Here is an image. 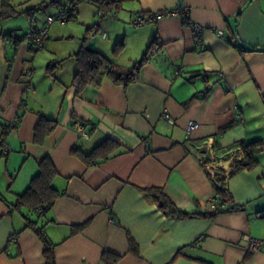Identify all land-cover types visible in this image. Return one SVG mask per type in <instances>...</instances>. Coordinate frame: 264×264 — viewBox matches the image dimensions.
I'll use <instances>...</instances> for the list:
<instances>
[{"label": "crops", "instance_id": "1", "mask_svg": "<svg viewBox=\"0 0 264 264\" xmlns=\"http://www.w3.org/2000/svg\"><path fill=\"white\" fill-rule=\"evenodd\" d=\"M180 1L198 31L179 16L132 22L137 14ZM11 3L18 11L35 8L28 0ZM118 3L100 17L90 3L97 22L83 16L82 25L101 30L92 46L122 67L139 59L154 37L158 49L138 81L122 86L104 77L99 87L87 86L79 95L71 84L76 67L70 56L81 43L62 49L68 34L50 30L46 49L30 50L4 36L37 26L30 17L22 13L0 23V131L19 118L5 134L3 153L0 145V264H45L42 242L25 227L24 214L44 226L55 264H264V217L257 216L264 211V52L240 53L236 47L241 41L264 48V0ZM80 13L75 8L72 20ZM117 41L123 46L114 54ZM40 115L56 126L38 144L33 130ZM190 120L199 127L187 133ZM106 138L120 145L119 153L96 165L88 167L70 153L74 145L88 152ZM205 139L218 157L258 141L256 164L224 180L223 210L210 175L187 143ZM44 157L56 171L58 197L39 215L12 207ZM148 188H160L195 216H166ZM245 236L262 240L257 253L246 250Z\"/></svg>", "mask_w": 264, "mask_h": 264}, {"label": "trees", "instance_id": "2", "mask_svg": "<svg viewBox=\"0 0 264 264\" xmlns=\"http://www.w3.org/2000/svg\"><path fill=\"white\" fill-rule=\"evenodd\" d=\"M79 0H66L65 3L61 5H69V20H72L75 15L76 3ZM93 3L101 12L104 9H111L112 7H117L119 0H86ZM56 3V0L53 2ZM37 8H28L23 11H18L16 5L11 3V0H1L0 2V23L5 19L10 17L20 15L25 13L30 19H33L34 12ZM32 23V21L30 22ZM96 26V25H95ZM92 26L86 28L87 36L83 38L79 48L70 56L75 64L76 70L72 79V86L75 88L76 94L79 95L80 92L87 86H92L94 88L99 87L102 79L104 77L109 78L114 84L127 86L139 80V73L143 65L148 63L156 50L158 49L159 41L157 37H154L146 46V49L142 53L139 59L134 61L131 65L127 67H122L114 62V60L100 52L96 48L87 44V38L89 39V34L92 29L97 28V26ZM32 27V26H31ZM13 33L20 32H10L4 36L9 39V36ZM17 43V40H12ZM123 46V41H117L114 45V54L118 51L120 47ZM236 47L240 53L245 52H264V48L259 46H249L241 41L236 42ZM58 62L49 63L47 65V71L50 70ZM8 124H2L0 131V145L2 147V153L4 151V137L10 129L7 128ZM18 123L16 124V126ZM14 126L13 129L16 128ZM56 126V121L54 119H49L43 115L39 116L37 123L33 130V141L35 143L41 144L44 142L45 138L50 134V132ZM258 141L252 143L243 144L241 147L246 150L248 146L252 147L251 152L246 153L245 160L237 164L238 169H251L256 164V159L254 157L255 151L258 149ZM120 145L110 138L104 139L101 143L95 146L88 152H83L79 146L74 145L70 149V153L78 157L86 166H93L102 161L109 159L110 157L119 153ZM234 170L231 171L233 174ZM230 174V175H231ZM56 175L54 166L49 159V157H44L38 164L37 173L31 178L27 188L24 192L18 195L16 202L11 204L14 208H20L22 206L29 208L30 210L37 211V215L48 210L53 204L54 200L58 197L59 192L52 185V180ZM212 179V178H211ZM225 178L221 174H217L216 179H212V184L214 187V196L216 199L221 200L220 209L222 208L224 201L228 198L223 187L218 185V181L224 182ZM147 193L152 197L154 202L157 204L158 208L170 218H185L190 216H195V214L186 212L178 208L168 196H166L160 188H148ZM234 204L229 205V209H236ZM40 209V210H38ZM25 219V227H29L34 231L36 236L42 242L43 245V256L45 264H55L54 257V243L48 238L44 231V226H37L36 220H32L27 214L23 215ZM107 254L104 255L106 258ZM114 259L112 258L109 263H112Z\"/></svg>", "mask_w": 264, "mask_h": 264}, {"label": "built area", "instance_id": "3", "mask_svg": "<svg viewBox=\"0 0 264 264\" xmlns=\"http://www.w3.org/2000/svg\"><path fill=\"white\" fill-rule=\"evenodd\" d=\"M69 9V5H61L57 8L55 13L47 15L42 25L32 26L22 34L13 33L9 36V39L23 42L30 50H41L45 47V42L48 38L49 26L55 22L60 24L66 23L69 18ZM101 15V12H98V16L100 17ZM168 16H179L184 21V24L191 27L193 30L198 31L200 29L198 24L193 23L190 20L188 8L181 1L174 7L146 12L144 14H137L133 18L132 22L134 25L140 26L145 23L156 22ZM100 31V28H94L93 30H91L89 38L93 39L95 34ZM218 34L222 35V31H218ZM102 36L104 37L105 34L103 33ZM163 117L168 123L174 124L173 118H171V116L167 112H164ZM18 122L19 118L14 119L13 121L7 123V128L12 130ZM74 125L83 136H86V134L82 131V127L79 123H75ZM198 127L199 123L197 121L190 120L187 122L185 130L187 133H191ZM187 143L190 151H192L198 158L200 164L204 166L212 179H216L217 174H221L225 179L229 177L231 171L237 168V164L245 160L246 153L251 152L252 150L251 146H248L246 150H244L241 146L240 148L238 146L237 148H239L240 150L237 149L236 153L231 155L229 153H226V155L218 157L217 153L214 151V149H212L210 139L199 140L196 144L191 143V141H188ZM217 183L219 186L223 187L222 182L218 181ZM214 199L215 198H213L212 200ZM257 216L264 217V211L257 212ZM244 241L245 248L250 253H257L262 245L261 239L252 236H245Z\"/></svg>", "mask_w": 264, "mask_h": 264}, {"label": "rangeland", "instance_id": "4", "mask_svg": "<svg viewBox=\"0 0 264 264\" xmlns=\"http://www.w3.org/2000/svg\"><path fill=\"white\" fill-rule=\"evenodd\" d=\"M24 1V0H23ZM55 0H28L29 5L32 7L37 8V10L34 12L33 15V19L29 20V22L32 21V23H34L37 26H40L43 24V22L45 21L47 15L49 14H53L56 12L57 7L55 5H52L51 3L54 2ZM57 3H59L58 5L65 3L66 0H56ZM79 8V13H80V17H82L80 19L79 14H78V19L73 21V20H69L64 24H60V23H53L49 26L48 28V35L50 34V30H54L58 33H67L68 36L65 37L64 41H61L59 47H61L62 49H70L71 46H75V44H79L81 43V41H83V38L87 36L86 33V28L85 25L83 24V16H86L85 19H88L89 17L91 18V20L93 19V22L91 23L92 25L95 24L97 22V16L95 15L90 16V12H92V5L86 1V0H79L76 3V10ZM92 25H89L87 27H91ZM22 29V28H20ZM28 30V29H27ZM25 31H18L20 32V34L26 32ZM47 41V40H46ZM87 44L92 46L94 41H92L91 39L87 38ZM46 44V42H45ZM93 47V46H92ZM41 49V51L45 50ZM40 51V50H39Z\"/></svg>", "mask_w": 264, "mask_h": 264}]
</instances>
